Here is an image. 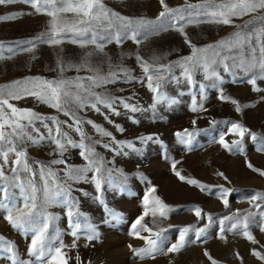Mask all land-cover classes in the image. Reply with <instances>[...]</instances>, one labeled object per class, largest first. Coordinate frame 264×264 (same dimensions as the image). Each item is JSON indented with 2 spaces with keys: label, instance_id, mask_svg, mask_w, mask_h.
I'll return each mask as SVG.
<instances>
[{
  "label": "snow or ice",
  "instance_id": "1",
  "mask_svg": "<svg viewBox=\"0 0 264 264\" xmlns=\"http://www.w3.org/2000/svg\"><path fill=\"white\" fill-rule=\"evenodd\" d=\"M17 2L30 5L36 14L50 17L46 31L41 32L33 39L19 42L23 45L19 48V52H32L37 43L59 46L65 40L78 44L82 48L93 45L96 50L103 51L104 43L102 42L111 43L115 40L117 44H120L124 39H131L139 45L148 35H158L160 32L170 29L180 32L190 48L188 55L167 63H160L162 57L159 55L153 54L150 58L145 59L137 53L135 59L143 74V77L139 79L133 77L131 70L127 67L122 64L113 66L111 62H109V71L102 73L99 66L91 64L89 57L92 53L88 52L80 62L66 61L58 56L59 75L57 78L29 76L0 85V192L3 193V196L0 197V210L5 212L4 219L12 227L31 234V242L27 249L29 260L20 259L16 246L3 236H0V252L5 255L0 259L7 260L9 264H69L72 257L64 250L77 247L75 239L70 246L65 245L58 230L50 231L56 217L47 211L48 207L52 204H61L66 208L68 226L71 229L70 234L74 238L78 239L81 230L84 229L89 241L97 239L99 233L77 207V199L73 195L74 185L92 183L97 192L96 199L104 205L105 210L112 218H120L117 213L107 209L102 198L105 184L114 188H123V185L114 177V172L119 170L109 167L113 161L106 160L97 151V146H102L105 150L115 154H120L124 147L139 151L135 149L132 141H117L112 132L90 119L84 120L80 113L90 108L104 115L101 106L117 116L120 115L118 106H122L123 109L132 113L146 110L130 103V97L114 96L106 91L98 92L96 89L108 84H115L122 77L127 82L134 80L139 83L146 82L147 88L154 94V102L150 107L155 111L158 103L167 102L171 105L178 102L163 91L166 83L186 82L195 86L197 83L195 75L200 73L204 81H211L208 86L218 90V99L230 102L235 106V111L240 113L242 111L240 102L224 94V89L221 87L223 76L220 69L226 73H241L248 76L247 83L252 86L254 92L264 91L257 85L258 80H264V0H199L195 4L185 0L182 6L177 7H170L166 0H159L162 10L154 20L123 16L109 9L103 0H0V5ZM64 13H73V19L71 21L64 19L62 15ZM21 15L24 13L15 12L0 15V21L13 20ZM243 16H249L250 19L243 24L235 25L236 31L217 42L204 46L194 44L184 31L188 24L231 25L233 17ZM69 33L71 35H68ZM5 47L3 43H0V59H10L18 54L16 48L8 46L7 52L10 55L5 57ZM69 69H74L78 75L66 78L63 74ZM177 69H179V75L176 73ZM81 71H86L89 74L79 75ZM205 87L204 83H199L201 96L204 95ZM29 96L57 112L63 113L64 116L69 117L71 123L60 121L54 115L49 116L37 113L32 109L18 108L10 102ZM250 106L253 105H244L243 107ZM191 110L193 112L206 111L202 102L197 103L195 95L192 97ZM105 120L113 123L108 115H105ZM36 122H40L46 129L47 135L35 127ZM85 123L91 125L101 139H94L93 136L87 134L83 128ZM209 123L212 126L217 123L228 125L226 132H220L218 139H215L214 142L229 152L234 149L243 152L242 141L246 135L253 141L258 139L264 141V137H258L256 133L251 132L239 122L212 120ZM192 125L194 126L192 130L185 128L174 134L180 143L191 145L192 139L198 131L195 128L196 120L192 121ZM64 126L76 132L79 135V140L73 139L67 131H64ZM115 126L118 131H124L118 124ZM227 134H233L239 139H234L229 143L225 139ZM102 138L109 139L104 142ZM137 139L141 143H146L152 141L154 137L148 135ZM45 140L55 144V152L49 153V155H56L58 158L51 159L47 164L35 161L33 163L38 166L36 169L32 163H29L24 145L26 142L36 144ZM156 141L159 142L158 138ZM69 148L79 149V156L85 161L82 166L71 165L64 159V154ZM257 151H264V145ZM12 155L15 158L11 160L9 167ZM177 163L173 161L171 167L181 181H186L201 191L207 189L210 195L215 194L221 199L225 208L229 207V196L234 191L233 189L224 187V185L209 186L202 184L197 179L187 178L177 170ZM56 165L64 167L56 169L53 167ZM6 167H9L10 175L6 174ZM247 167L264 177V170L254 167L251 162L247 163ZM120 175L123 173L121 172ZM217 175L228 181V177L223 172H218ZM140 179L147 180V177L141 174ZM214 187L218 189L215 193L212 191ZM13 188L19 189L22 203L9 202ZM156 191V187L151 186L149 182L143 196V212L131 224L129 233L145 241L146 247L139 249L129 245L132 252L141 259H154L157 254L178 253L186 244L201 241V238L206 236L209 227L217 222L211 214L203 213L200 206H194L189 211H193L198 219H203L206 216L208 223L203 227L195 225L180 227L176 242L170 243V246L165 248L167 241L165 233L168 229L160 227L159 230L154 231L144 222L145 218L151 214L153 224H155L157 215L167 218L168 214L173 211L158 195H155ZM83 195L88 196L89 193L84 191ZM245 199L256 211L237 209L234 213L219 217L218 238L220 240L226 241V233L232 232L242 234L253 245L259 244L250 230V225H255L261 232H264V191H256ZM81 217L84 219L81 220ZM170 227L172 226L169 225ZM142 231L149 235L142 236ZM190 232L194 233L195 238L192 240L188 239ZM260 247L264 248V245ZM203 255L211 264H218L208 250L205 249ZM235 255L237 259H243L238 252ZM251 255L264 264V251L252 248ZM75 260L76 264H82L79 255L75 257Z\"/></svg>",
  "mask_w": 264,
  "mask_h": 264
},
{
  "label": "rangeland",
  "instance_id": "2",
  "mask_svg": "<svg viewBox=\"0 0 264 264\" xmlns=\"http://www.w3.org/2000/svg\"><path fill=\"white\" fill-rule=\"evenodd\" d=\"M104 4L111 10L126 17L155 19L162 10L159 0H103ZM170 7L182 6L185 0H166ZM190 3H198L199 0H189ZM21 12V15L13 20L0 21V43L5 47L4 55L8 57L7 47L16 48L18 54L12 58L0 59V85L8 84L14 80L23 79L29 76H40L48 79L57 78V58L62 57L66 61L80 62L81 58L88 52L94 66H99L102 73L109 71V62L113 66L122 64L131 70V75L142 78V69L135 59L136 54H140L145 59L153 54L162 57L160 63L175 61L178 58L190 53L189 46L185 43L184 36L180 32L170 29L162 31L158 35H148L142 43L137 45L131 39H124L117 44L115 40L111 43H104L103 51L96 50L95 46L89 45L86 48L80 47L65 40L59 46H49L37 43L32 52H19L23 45L21 41H26L37 37L41 32L46 31L50 17L43 14H36L34 10L23 2L10 5H0V15ZM31 13V14H28ZM64 19L71 21L73 13L62 14ZM233 24L223 25L218 23H198L186 25L184 31L191 41L197 46H204L209 43L219 41L221 38L229 36L236 31L235 25L243 24L249 20V16L233 17ZM68 35H71L70 33ZM35 57V58H33ZM223 76L221 87L224 94L236 99L242 106V111L237 113L235 106L227 101L218 99V90L211 86V81H204L200 73L195 75V86L186 82L179 84L169 82L164 85L163 91L169 96L174 97L178 102L168 104L167 102L158 103L155 111L150 105L153 104V93L147 88L146 82L139 83L135 80L127 82L123 77L115 84H108L96 89L98 92L106 91L114 96L130 97V103L137 105L143 111L132 113L118 106L120 115H113L101 106L102 112L97 113L92 109H85L80 113L84 120H92L107 131L112 132L117 141H132L135 149L124 147L120 154H115L105 150L102 146H97V151L108 161H113L109 167L119 170L114 172L115 180L123 185V188L110 187L104 185L102 198L107 209L117 213L120 218H112L105 210L99 200L96 199L97 192L92 183H79L74 185L73 195L77 199V207L82 211L89 222L94 225L99 233L97 239L89 241L86 230L82 229L79 238H74L68 226L66 208L61 204H52L47 211L56 217L50 231H59L63 243L71 245L75 239L77 247L66 248L64 251L72 257L69 264H76L75 257L79 255L82 264H211L203 255L204 250L217 260L218 264H261L251 255V249L257 248L264 251V232H261L255 225H250V230L259 244L253 245L242 234L226 233V241L218 238V218L227 214L234 213L237 209L243 211L252 208L245 197L251 196L256 191H264V177L259 173L253 172L247 167L251 162L256 168L264 170V151H257L264 141L258 139L253 141L248 135L242 141L244 151L233 150L229 152L214 142L218 139L220 132H226L228 125L217 123L212 126L209 122L216 121H235L242 123L258 137H264V91L254 92L252 86L247 83L248 76L241 73L230 74L220 69ZM179 75V69L176 70ZM86 71H81L79 75H88ZM66 78L78 75L74 69H69L63 74ZM206 85L204 95L201 96L199 83ZM257 85L264 89V80H258ZM123 89V91H121ZM182 93V94H181ZM196 96L197 103H203L206 111L191 110L192 97ZM16 107L32 109L37 113L49 116H57L60 121H68L69 117L46 104L38 102L34 97H25L20 100L10 101ZM244 105H253L243 107ZM108 115L113 123L105 120ZM196 120V131L191 145L182 144L174 135L177 131L185 128L192 130V121ZM137 121V122H133ZM124 129L123 132L117 130L115 125ZM35 127L41 133L47 135L46 129L40 122H36ZM84 131L93 136L94 139H101L91 125L84 124ZM64 131L79 140V135L72 129L64 126ZM31 131V129H29ZM35 135V133H33ZM152 135L154 139L141 143L137 138ZM158 138L159 142L156 141ZM107 142L109 138H102ZM226 141L231 143L239 137L233 134L225 136ZM24 148L27 152L29 163L38 169L33 162L40 161L47 164L51 159L58 158L56 155H49L56 150L55 144L47 140L32 144L26 142ZM14 155L10 157L14 159ZM64 159L71 165L82 166L85 161L79 156V149L69 150L64 154ZM176 161L177 170L187 178L197 179L202 184L209 186L224 185L233 189L229 196V207L225 208L221 199L215 194H209L208 190L201 191L196 186L181 181L172 170V162ZM9 167L5 168L6 174L10 175ZM61 169L63 165L53 166ZM123 175H120V173ZM218 172H223L228 181L218 176ZM147 177L141 180L140 175ZM23 175V174H22ZM63 175V173H61ZM91 175V174H89ZM126 177V179H125ZM156 187L155 195H158L173 211L167 218L157 215L155 224L151 214L145 218V223L152 227L154 231L160 227L167 228L165 233L167 241L165 248L170 243L176 242L180 227L195 225L203 227L208 223L206 216L198 219L193 211H189L194 206H200L203 213L211 214L217 222L209 227L206 236L197 243H188L178 253L157 254L155 258H144L136 256L132 248L146 247L145 241L130 235L131 224L143 212V196L147 187ZM230 182V183H229ZM83 190V191H81ZM89 193L84 196L83 192ZM213 193L218 189H212ZM3 193L0 192V197ZM10 203H22L18 188L11 189ZM202 213V215H203ZM5 212L0 210V236L16 246L19 258L29 260L28 247L31 242V234L12 227L5 219ZM84 217H81L83 220ZM257 219L259 217L257 216ZM169 225L172 227L169 228ZM142 236L149 233L141 232ZM194 233L190 232L188 239H194ZM243 258L237 259L236 253ZM0 252V257L4 256ZM0 264H9L5 259H0Z\"/></svg>",
  "mask_w": 264,
  "mask_h": 264
}]
</instances>
